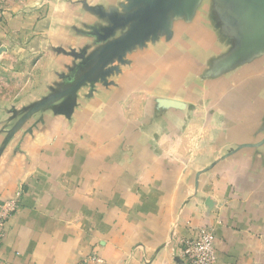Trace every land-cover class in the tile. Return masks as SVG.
I'll return each mask as SVG.
<instances>
[{
    "label": "crops",
    "instance_id": "crops-1",
    "mask_svg": "<svg viewBox=\"0 0 264 264\" xmlns=\"http://www.w3.org/2000/svg\"><path fill=\"white\" fill-rule=\"evenodd\" d=\"M11 51L43 92L1 147L0 264H182L199 228L264 264V0H0Z\"/></svg>",
    "mask_w": 264,
    "mask_h": 264
},
{
    "label": "rangeland",
    "instance_id": "rangeland-1",
    "mask_svg": "<svg viewBox=\"0 0 264 264\" xmlns=\"http://www.w3.org/2000/svg\"><path fill=\"white\" fill-rule=\"evenodd\" d=\"M38 55L0 52V136L4 137L0 150L9 130L15 129L23 118V112L33 107L30 99L43 92L42 84L38 81L42 71L35 66ZM200 229L213 231L212 228H199L196 231Z\"/></svg>",
    "mask_w": 264,
    "mask_h": 264
},
{
    "label": "built area",
    "instance_id": "built-area-1",
    "mask_svg": "<svg viewBox=\"0 0 264 264\" xmlns=\"http://www.w3.org/2000/svg\"><path fill=\"white\" fill-rule=\"evenodd\" d=\"M22 197V191H18L15 196L3 202H0V244L5 233V224L7 220L14 215ZM214 232L210 229H200L194 235L181 242V263L182 264H217L214 251ZM84 264H102L103 261L94 254L88 255Z\"/></svg>",
    "mask_w": 264,
    "mask_h": 264
},
{
    "label": "water",
    "instance_id": "water-1",
    "mask_svg": "<svg viewBox=\"0 0 264 264\" xmlns=\"http://www.w3.org/2000/svg\"><path fill=\"white\" fill-rule=\"evenodd\" d=\"M187 1H189V0H187ZM1 153H2V149L0 150V156H1Z\"/></svg>",
    "mask_w": 264,
    "mask_h": 264
}]
</instances>
